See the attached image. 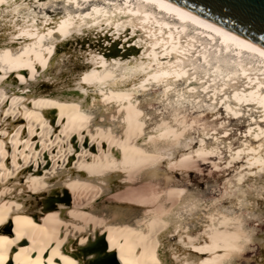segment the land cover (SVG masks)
<instances>
[{"label": "bare ground", "instance_id": "6f19581e", "mask_svg": "<svg viewBox=\"0 0 264 264\" xmlns=\"http://www.w3.org/2000/svg\"><path fill=\"white\" fill-rule=\"evenodd\" d=\"M262 49L187 0L0 3V264H264Z\"/></svg>", "mask_w": 264, "mask_h": 264}, {"label": "rangeland", "instance_id": "374dc122", "mask_svg": "<svg viewBox=\"0 0 264 264\" xmlns=\"http://www.w3.org/2000/svg\"><path fill=\"white\" fill-rule=\"evenodd\" d=\"M42 89H46V85L43 86ZM199 164H200L199 166H195V167L192 166V170H191V168L189 170L187 168L181 169L182 167H177L174 169L171 168L170 174H168V175H172V176H170L171 178L174 177V178H172L173 181H175V182L177 181L178 183L180 182L182 184L184 183L183 185L191 186L190 194H188L189 195L188 197H191V198H189L188 201H190L193 197H195V198H193L191 201H197V198H198L199 203L198 202L197 203L200 204L199 208L203 209V208L209 207V206L225 204V203H227L226 201H230L229 199L234 200L230 197H224L221 195V191L225 186V181L227 179L226 176L228 174L224 170V168L219 166V165L217 167H214V166L207 164V163H204V164L199 163ZM195 168H196V170H195ZM212 170H214V171H212ZM221 170L222 171L224 170V171L222 172ZM197 171H199V172H197ZM219 174H221V175H219ZM168 175H165V176H168ZM175 178H177V179H175ZM163 179L168 181L164 177H163ZM185 181H187V182H185ZM215 181H217L219 184H217V182H215ZM168 182H170V181H168ZM214 185H216V186H214ZM193 195H195V196H193ZM196 195H197V197H196ZM225 199H227V200H225Z\"/></svg>", "mask_w": 264, "mask_h": 264}, {"label": "water", "instance_id": "95a60500", "mask_svg": "<svg viewBox=\"0 0 264 264\" xmlns=\"http://www.w3.org/2000/svg\"><path fill=\"white\" fill-rule=\"evenodd\" d=\"M192 4L199 6L219 17L234 23L235 25L244 28L245 31L255 33L264 38V32L258 29L264 24L261 23V17H264V0H187ZM243 8L250 12L254 17L251 23H241L240 15H237L236 10Z\"/></svg>", "mask_w": 264, "mask_h": 264}, {"label": "snow or ice", "instance_id": "6c2138e0", "mask_svg": "<svg viewBox=\"0 0 264 264\" xmlns=\"http://www.w3.org/2000/svg\"><path fill=\"white\" fill-rule=\"evenodd\" d=\"M3 2H4V0H0V3H3ZM43 6L47 7L48 5H43ZM93 10L95 11L96 9H93ZM177 11H179V10H177ZM236 12H237V15H240L241 17H243V19H241V21H240L241 23L253 22L254 17H252V14L250 12L245 11L243 8L237 9ZM261 23L264 24V17H261ZM60 24H61V27H63L65 24V21L61 20ZM57 30H59V29H57ZM258 30L261 32H264V26L260 27ZM233 39H235V37H233ZM248 47H251V45H248ZM260 55L264 56V49L260 50ZM192 78L195 79L194 76ZM189 91H192V89H189ZM224 99H228V97H224ZM220 103H223V101H220ZM221 127H223V125H221ZM224 135L227 136L228 132L225 131ZM261 222L264 223V216L261 217ZM103 251L104 250L102 249L101 252H103ZM261 255L264 256V249H262ZM49 264H52L51 260H49ZM57 264H58V262H57ZM66 264H71V262H66ZM88 264H103V262L100 261L97 257H92L89 259Z\"/></svg>", "mask_w": 264, "mask_h": 264}]
</instances>
